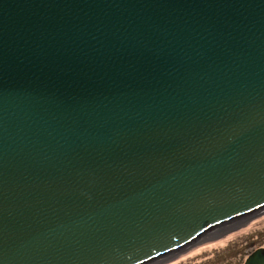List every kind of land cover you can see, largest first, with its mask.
I'll return each mask as SVG.
<instances>
[{
    "label": "water",
    "instance_id": "obj_1",
    "mask_svg": "<svg viewBox=\"0 0 264 264\" xmlns=\"http://www.w3.org/2000/svg\"><path fill=\"white\" fill-rule=\"evenodd\" d=\"M263 208L264 0H0V264H160Z\"/></svg>",
    "mask_w": 264,
    "mask_h": 264
},
{
    "label": "rangeland",
    "instance_id": "obj_2",
    "mask_svg": "<svg viewBox=\"0 0 264 264\" xmlns=\"http://www.w3.org/2000/svg\"><path fill=\"white\" fill-rule=\"evenodd\" d=\"M263 214L264 208L250 216L247 221L239 223V227L233 231L229 230L222 238L190 248L188 253L165 264H240L251 249L264 242Z\"/></svg>",
    "mask_w": 264,
    "mask_h": 264
},
{
    "label": "trees",
    "instance_id": "obj_3",
    "mask_svg": "<svg viewBox=\"0 0 264 264\" xmlns=\"http://www.w3.org/2000/svg\"><path fill=\"white\" fill-rule=\"evenodd\" d=\"M263 215H264V214H263ZM261 216H262V215H261ZM259 217H260V216H259ZM237 227H239V224H236V225L233 226L232 228H230V229H226V230H224V231H222V232H220V233H218V234H214V235H212V236H210V237H207V238H205L204 240L198 242L197 244L193 245V246L190 247V248L193 249V248H196V247H198V246H200V245H205V244H208V243L214 242V241H216V240L222 238V236H223L225 233H228V232H230V231H233V229H236ZM229 230H230V231H229ZM190 248H188L187 250H185V251H183V252H181V253L175 255L174 257H172V258H170V259H168V260H166V261H164V262H162V263H160V264H165V263H169V262H172V261L176 260L179 256H183L184 254L188 253V252L191 250ZM178 264H179V263H178ZM237 264H238V263H237Z\"/></svg>",
    "mask_w": 264,
    "mask_h": 264
},
{
    "label": "flooded vegetation",
    "instance_id": "obj_4",
    "mask_svg": "<svg viewBox=\"0 0 264 264\" xmlns=\"http://www.w3.org/2000/svg\"><path fill=\"white\" fill-rule=\"evenodd\" d=\"M263 244H264V242H263V243H261L260 245L256 246V247H254L253 249H251V251H252V250H254V249H255V248H257V247H260V246H262ZM251 251H249V252L246 254V256H247V255H248V254H249ZM246 256H245V257H246ZM244 259H245V258H244ZM242 262H243V261H242ZM242 262H241V263H242ZM241 263H240V264H241Z\"/></svg>",
    "mask_w": 264,
    "mask_h": 264
},
{
    "label": "bare ground",
    "instance_id": "obj_5",
    "mask_svg": "<svg viewBox=\"0 0 264 264\" xmlns=\"http://www.w3.org/2000/svg\"><path fill=\"white\" fill-rule=\"evenodd\" d=\"M239 224V223H238Z\"/></svg>",
    "mask_w": 264,
    "mask_h": 264
}]
</instances>
